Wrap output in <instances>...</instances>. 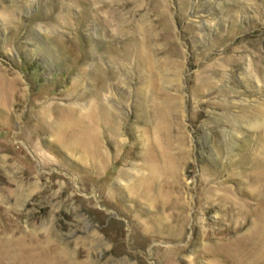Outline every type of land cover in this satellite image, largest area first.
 Here are the masks:
<instances>
[{
	"label": "rangeland",
	"instance_id": "obj_1",
	"mask_svg": "<svg viewBox=\"0 0 264 264\" xmlns=\"http://www.w3.org/2000/svg\"><path fill=\"white\" fill-rule=\"evenodd\" d=\"M0 264H264V0H0Z\"/></svg>",
	"mask_w": 264,
	"mask_h": 264
}]
</instances>
